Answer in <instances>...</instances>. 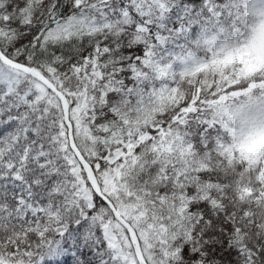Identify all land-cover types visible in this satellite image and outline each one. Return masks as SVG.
Returning a JSON list of instances; mask_svg holds the SVG:
<instances>
[{"label":"snow or ice","instance_id":"obj_1","mask_svg":"<svg viewBox=\"0 0 264 264\" xmlns=\"http://www.w3.org/2000/svg\"><path fill=\"white\" fill-rule=\"evenodd\" d=\"M0 264H264V0H0Z\"/></svg>","mask_w":264,"mask_h":264}]
</instances>
